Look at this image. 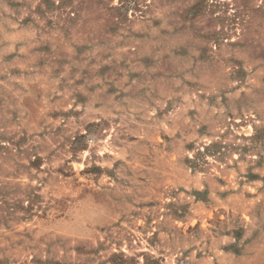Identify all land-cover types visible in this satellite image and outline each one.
Returning a JSON list of instances; mask_svg holds the SVG:
<instances>
[{"label":"rangeland","instance_id":"374dc122","mask_svg":"<svg viewBox=\"0 0 264 264\" xmlns=\"http://www.w3.org/2000/svg\"><path fill=\"white\" fill-rule=\"evenodd\" d=\"M0 264H264V0H0Z\"/></svg>","mask_w":264,"mask_h":264},{"label":"trees","instance_id":"16d2710c","mask_svg":"<svg viewBox=\"0 0 264 264\" xmlns=\"http://www.w3.org/2000/svg\"><path fill=\"white\" fill-rule=\"evenodd\" d=\"M135 3H137V1H135ZM16 205H14V206H12L11 208L13 209V210H15L16 209Z\"/></svg>","mask_w":264,"mask_h":264}]
</instances>
